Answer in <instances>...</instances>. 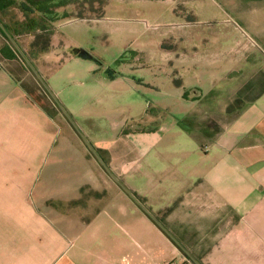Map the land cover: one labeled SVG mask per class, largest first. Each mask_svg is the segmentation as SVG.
<instances>
[{"label": "crops", "instance_id": "1", "mask_svg": "<svg viewBox=\"0 0 264 264\" xmlns=\"http://www.w3.org/2000/svg\"><path fill=\"white\" fill-rule=\"evenodd\" d=\"M186 3L108 1L163 20L130 29L147 61L126 73L66 29L103 18L33 52L0 10V264H264V0L189 22Z\"/></svg>", "mask_w": 264, "mask_h": 264}, {"label": "rangeland", "instance_id": "2", "mask_svg": "<svg viewBox=\"0 0 264 264\" xmlns=\"http://www.w3.org/2000/svg\"><path fill=\"white\" fill-rule=\"evenodd\" d=\"M71 1L75 5L76 12L82 11L85 18H103V20L99 21V23L94 21L84 22L83 24L73 23L67 26L66 29L76 30L78 29L79 25H82L86 29H89L91 32L92 39L90 44L92 46L99 47L100 45H104L101 42L106 43L104 46L107 47H104L105 49L103 50V56L106 64L108 66H111V69H108L109 73H113V71L115 70L126 73L124 69L125 64H128L130 62L143 64L147 61L146 53L134 55L132 54L131 48L127 47L128 44L134 43V39L130 35V29H134L136 25L140 24L146 27L148 24V29L152 30L153 28L150 26L157 24V22L158 25H156L154 28L163 29V20L161 16L157 17L156 14H152L147 6L142 5H136L133 7L131 5H126L124 9L115 5H108L109 0H89V2L88 0ZM155 1L159 4V0ZM215 1L216 0H187V6L186 9L184 8V12L187 16L188 22L194 20V14H196V12L197 15L202 19L212 18L217 12L218 7ZM193 2H195L197 5H193ZM180 8L182 9L181 6ZM222 10L224 14L226 12L231 13L226 6H224ZM18 13L20 14V12H17L16 16ZM74 18L78 19L79 17ZM196 25L197 27L190 25V27H188L187 29L195 30L201 29L202 27L204 29L207 28V24L199 23ZM161 29H158V31L161 32ZM59 30L60 29H58L57 31ZM54 32H56V30H53V36L55 34ZM116 35L118 37H115ZM55 36H58V33H56ZM143 41L146 42L145 37ZM174 45H179L178 40L175 38L166 39L161 44V46L166 47H173ZM136 56L137 59L135 58ZM120 65H122V67H120ZM138 97L140 99L144 98L142 100L144 102L147 98L142 94H139ZM49 99L44 95L40 103L46 108V110H48V112L54 115V100L51 97ZM57 117L61 119L60 116L57 115Z\"/></svg>", "mask_w": 264, "mask_h": 264}, {"label": "trees", "instance_id": "3", "mask_svg": "<svg viewBox=\"0 0 264 264\" xmlns=\"http://www.w3.org/2000/svg\"><path fill=\"white\" fill-rule=\"evenodd\" d=\"M71 0H0V10L18 4L25 20L15 27L16 34L35 32L31 43L33 52H44L51 48L54 22L61 18H85L82 11L59 13L58 8L71 3ZM89 2V0H88ZM5 29V26H3ZM7 28V27H6ZM8 29V28H7Z\"/></svg>", "mask_w": 264, "mask_h": 264}, {"label": "built area", "instance_id": "4", "mask_svg": "<svg viewBox=\"0 0 264 264\" xmlns=\"http://www.w3.org/2000/svg\"><path fill=\"white\" fill-rule=\"evenodd\" d=\"M166 264H181V262L174 259V260L168 261Z\"/></svg>", "mask_w": 264, "mask_h": 264}, {"label": "water", "instance_id": "5", "mask_svg": "<svg viewBox=\"0 0 264 264\" xmlns=\"http://www.w3.org/2000/svg\"><path fill=\"white\" fill-rule=\"evenodd\" d=\"M38 75V74H37ZM38 77L41 79V77L38 75ZM42 80V79H41ZM43 81V80H42ZM43 83H44V81H43ZM44 85H45V83H44ZM46 86V85H45Z\"/></svg>", "mask_w": 264, "mask_h": 264}]
</instances>
